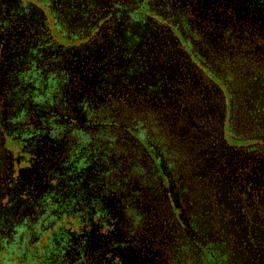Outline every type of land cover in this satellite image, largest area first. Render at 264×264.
I'll list each match as a JSON object with an SVG mask.
<instances>
[{"label":"flooded vegetation","instance_id":"1","mask_svg":"<svg viewBox=\"0 0 264 264\" xmlns=\"http://www.w3.org/2000/svg\"><path fill=\"white\" fill-rule=\"evenodd\" d=\"M0 264H264V0H0Z\"/></svg>","mask_w":264,"mask_h":264}]
</instances>
